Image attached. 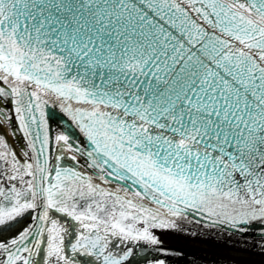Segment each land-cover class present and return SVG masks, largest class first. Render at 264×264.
<instances>
[{"label":"snow or ice","instance_id":"1","mask_svg":"<svg viewBox=\"0 0 264 264\" xmlns=\"http://www.w3.org/2000/svg\"><path fill=\"white\" fill-rule=\"evenodd\" d=\"M0 129V264L264 257V0H0Z\"/></svg>","mask_w":264,"mask_h":264},{"label":"water","instance_id":"2","mask_svg":"<svg viewBox=\"0 0 264 264\" xmlns=\"http://www.w3.org/2000/svg\"><path fill=\"white\" fill-rule=\"evenodd\" d=\"M51 126L54 131L59 130L55 124H51ZM64 127H67V124ZM3 131L0 129V134H3ZM14 143L19 148L23 143V137L21 136ZM27 222L26 219L25 223ZM187 226L193 230H199L201 238L193 239L170 235L166 236L165 239L169 246L182 248L189 260L195 259L198 264H264V257L258 255L254 249L245 250L236 238L229 240L227 237L218 234L216 229H198L195 223ZM0 236L9 238L10 233L0 231ZM144 255L145 252L141 249H134V255L131 257L132 264H146Z\"/></svg>","mask_w":264,"mask_h":264}]
</instances>
